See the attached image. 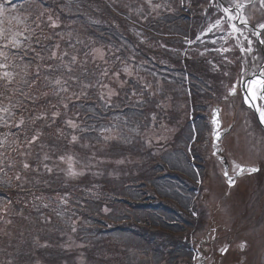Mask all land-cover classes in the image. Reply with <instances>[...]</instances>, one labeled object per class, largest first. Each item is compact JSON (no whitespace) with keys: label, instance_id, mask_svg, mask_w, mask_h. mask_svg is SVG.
Masks as SVG:
<instances>
[{"label":"trees","instance_id":"trees-1","mask_svg":"<svg viewBox=\"0 0 264 264\" xmlns=\"http://www.w3.org/2000/svg\"><path fill=\"white\" fill-rule=\"evenodd\" d=\"M6 1L15 2L12 5H16L17 10H11ZM6 1L0 0V20L3 21L0 49L4 50L0 60V241H5L1 248L6 250L0 253L5 256L3 263L29 264L25 251L18 248L21 245L16 242L10 244L3 230L7 222L18 221V217L13 216L15 206L25 201L32 204L28 200L32 193L33 202H36L34 210L51 216V219L38 220L46 223L55 218L44 226L41 222L36 223L37 229L44 230L40 237L33 239V243L28 242L29 246L33 244V248L37 247L33 250V262L37 256L51 263L53 257L49 254L68 255L55 245L64 240L60 232H73L75 219L86 221L88 225L84 230L94 237L101 233L102 227L110 225L101 240L90 241L94 247L100 245L93 253L89 247L82 248V251L90 253L89 257H93L91 264L108 263L106 258L98 256L102 253L118 254L112 260L115 264H135L136 257L144 255L157 264L184 262L186 245L183 246L184 236L179 233L187 230L193 219L190 211L193 192L189 185L185 186L184 179L190 175L195 177L196 173L194 169L183 168V163L184 154L185 159H189L186 148L193 139V130L191 125L185 127L179 123L181 116L176 110H165L164 101L168 95L159 89L163 87L160 86L161 80L163 83L174 82L178 75L184 76L187 67L191 73L194 67L203 69L204 65L193 62L194 67H189L191 63L188 61L186 65L183 54H164L169 50L158 47V33L175 30V26L170 24L177 22L178 10L173 15L164 13L163 17L162 12L160 16L153 17L155 21L151 22L150 28L146 21L139 26L131 20L128 7L136 0H125L124 4L123 0H36L43 5L39 13H33V0ZM14 13L24 14V25L13 16H7ZM132 15L147 17L148 14L137 7ZM80 17L86 21L82 29L70 28ZM33 18L36 20L34 25ZM142 25L147 26L144 28ZM186 27L191 28L189 24ZM142 38L146 41L141 42ZM96 40L105 45L109 60L115 64H126L116 69L107 67L109 75L119 70L122 81L129 82L121 99L122 106L133 100L132 88L138 89L141 95V101L128 115L130 120L119 125L134 133L125 135L130 139H126V144L106 141L99 146L96 142H82L89 127L97 129L114 123L117 117L121 120L111 109L115 105L108 101L110 96L104 89H99L97 83V80L103 82V76L97 74L102 66L100 60L93 58ZM183 47L187 45L183 44ZM70 52L75 53L77 58ZM162 59H165L167 67L163 66ZM130 68L135 70L136 76L128 74ZM131 76L134 77L129 79ZM166 89L173 97L172 101L181 102L183 99L185 111L190 108L186 91L176 92L171 85ZM57 104L60 114L55 116L51 109H56ZM105 115L108 123L103 119ZM157 119L159 128L166 120L178 130L173 135V143L162 141L157 148H149V131ZM110 127L113 126L110 124ZM208 127V124L201 126L204 132L208 131ZM133 141L138 143L135 145ZM169 144L175 147L172 154L184 153L175 167L169 162L175 169H164L163 162L158 159L161 157L159 149ZM77 154L82 158L80 162H85L82 160L88 155L93 156L101 168L78 162ZM60 157L64 162L56 169L86 171L75 179L51 183L56 169L50 159ZM130 158L141 160L143 164L137 163L138 169H134L133 173L128 172L130 169H121V166L115 168V159L130 162ZM171 161L175 164L174 160ZM111 172H116L117 176L111 178ZM177 177L181 183L176 182L179 180ZM48 184L54 187L51 192L46 186ZM17 188L29 192L17 196L13 192ZM57 193L58 198L53 205ZM9 209L13 212L10 216L7 213ZM57 216L63 217L64 222L61 218L56 220ZM51 226L55 229L51 228L50 237H46V230ZM33 229L37 230L35 226ZM7 231L15 233L11 225ZM14 235L20 238L16 233ZM114 238H119L117 246L112 243ZM35 241L38 243L35 244ZM113 244L120 247L118 251L112 249ZM126 248L131 252L127 253ZM3 263L0 261V264ZM43 263L48 264L46 261Z\"/></svg>","mask_w":264,"mask_h":264},{"label":"rangeland","instance_id":"rangeland-1","mask_svg":"<svg viewBox=\"0 0 264 264\" xmlns=\"http://www.w3.org/2000/svg\"><path fill=\"white\" fill-rule=\"evenodd\" d=\"M186 1V0H184ZM207 3H210V0H205ZM226 4L228 6H241V14H242V18L245 19H249L250 21H255L256 17L260 16L262 18H264V0H225ZM125 3V0H123V4ZM140 3V4H139ZM178 4H181V0H136L133 3L129 4L128 10L129 13L131 14V20L136 23L137 25L141 26V24H143V21L148 22L149 27L151 28L150 24L151 22L155 21L153 19V17L155 16H160L161 13L163 12V17L165 16L164 13H169L170 15H173L177 10H178ZM249 5V6H248ZM215 6L219 7V13L220 16H216L217 20H219V22H222L220 25H218V27L215 29L214 33L216 36V33H218L219 31L217 29H224L227 27H235L237 29V31L239 32V36L241 37V39L243 40V33L245 32H249L247 29H242L240 27L235 26V12H229L227 10H223L222 6L215 4ZM248 6V7H247ZM33 8V13H39L40 11H42V7L43 5L36 1L33 0V5L31 6ZM137 7H141V11L142 12H147V17H134V15H132V12H136ZM225 13H229V19H226L224 14ZM86 22L82 17H80V19L76 20L73 22V24L70 26V28L72 27H77V29L79 30V28L82 29L83 27V23ZM264 22V19H263ZM58 25V24H56ZM144 28H146L147 25H142ZM148 27V28H149ZM147 28V29H148ZM151 31V30H150ZM74 33H76L75 30H73ZM233 30L232 29H227V35L223 36V39H225V41H229L230 39L232 40V36H233ZM78 33V32H77ZM222 36H216V41L219 40V38H221ZM235 42L236 38L234 39ZM245 40V39H244ZM146 40L144 38H142L141 42H145ZM165 43V44H164ZM95 44L97 47H95L96 49L94 50L93 53V58L94 60H100L101 63V69L99 71H97V74H101L102 77V81L100 82L97 80V83L99 84V89H104V92L106 93V95L108 94L110 96V99H108V101H110L112 103V105H115L112 109V111L116 112V115H119L121 117L120 118L117 117V120L114 123H110L113 127L117 128H113L110 127V124H106L104 126H101L97 129L93 128V127H89L85 132H84V137L85 140L82 141L83 143L85 142H96L97 145L102 146L103 144L106 143V141H118L119 144H123V143H127L126 139L130 140L127 136H125L126 134L129 133H133L131 129L128 130H124L123 126H119L122 125L123 123H127L129 119L128 115L133 111L136 103L141 101V95L138 89L136 88H132L131 90V96H132V101H128L126 103V106H122V100L125 96V90L129 85L128 81H122V74L120 72H118L119 70H117V73H114L113 75H109V70L107 69V67H111V68H118V67H122V66H126V64H124L123 62L120 64L118 61V63H114L113 61L109 60L108 56L106 55V50H105V45H103L102 43H99V40L95 41ZM156 44V43H154ZM153 44V45H154ZM157 44L159 45L158 47H160L163 50V46L165 47V49L167 50L169 49H174L177 50L176 48V44L177 42L175 40H171L170 42H165L162 39H157ZM238 44L240 45V41H238ZM253 44V41L251 40H247V48L246 51L244 53L245 54H251L252 55V48L251 45ZM58 45V43L56 44ZM233 42L231 43L229 48H232ZM242 49V48H241ZM219 50H221L219 48ZM166 52V51H165ZM71 55L75 58L76 54L73 52H70ZM212 55V53H210ZM251 57H249L250 59ZM223 60V59H222ZM252 63H256L253 61H256V55L255 57L252 59L251 58ZM255 65V64H254ZM128 74L132 75L134 74V76H136L137 74H135V70L134 69H128ZM137 72V70H136ZM158 74V73H157ZM110 76V77H109ZM129 77V79H131L132 77ZM162 82V81H161ZM113 83H117L118 85H114ZM171 87L176 91V92H183L186 91L187 92V96L189 97V91L187 89L185 90H179V87L176 83H173L171 85ZM167 87H164V83H163V87H161L159 89V91L167 93V97L165 98L166 100L164 101V107L165 110H176L177 112L179 110H184V106L179 102H176L175 100L172 101V96H170V93L168 92V90L166 89ZM128 90V89H127ZM157 94V91H156ZM165 95V94H164ZM81 96L86 97L87 95L82 94ZM115 97V98H114ZM200 98H205L208 99V96H200ZM90 100V99H88ZM181 101H184L183 99ZM64 107L67 108V105L64 104ZM91 106V105H90ZM139 111V110H138ZM51 112L57 116L60 114V108H59V104H57V108L53 110V108L51 109ZM109 115V114H107ZM124 116V117H123ZM187 117V115H186ZM186 117H184L182 119V124L185 123V127H187L186 125ZM103 119L105 121H107V123L109 122L108 117L105 115L103 117ZM114 120V119H113ZM201 121V117H199L198 122L200 123ZM236 126H235V131L233 133V140L236 146V149L242 153H244L245 155H251V157L254 158H259L261 160V162H264V146L262 145L261 147H257L255 145V133H253L251 130L252 129H248L247 125L244 123V116H241V114H239L238 112V119L236 120ZM69 124H74L71 121H67ZM82 125H85L84 123H81ZM158 124V119L156 120L155 126L151 127V133H150V144L154 147L157 148L158 143H161L162 141H166L169 143H173V135L175 133L176 130H178V128H176L175 126H171V129L168 127L166 121H162L160 124V128L159 126H157ZM100 126V125H99ZM119 126V127H118ZM74 128V125L72 126ZM175 127V128H174ZM113 128V129H112ZM250 128H256V125H251ZM174 129V131H173ZM196 131L198 130V127H196L195 129ZM134 134V133H133ZM194 134H197L194 131ZM100 135V136H99ZM240 139V140H239ZM242 139L244 141H246V146L245 143H242ZM136 140V139H134ZM136 142V141H135ZM133 141V144H137ZM175 147L167 145L164 148H160L159 149V155H161V157H159V161L162 162L163 160H165L168 163V168L169 169H174V167L176 166V164L178 163V161L183 158V154L181 155L180 153H178L177 155L172 154V149H174ZM240 149V150H239ZM208 151V150H207ZM209 152V151H208ZM73 156L76 158L74 152L72 151ZM200 155H204V157H207V153L205 152H200ZM174 155V156H173ZM79 159H82L80 157V155L77 154V160L78 162ZM211 159V158H210ZM209 159V160H210ZM171 160L175 161L172 162ZM201 160V159H200ZM85 162H80V163H85V164H95L96 167H100V164L98 163L97 159L94 158L93 156H89L86 157L85 160H82ZM50 162L52 164H54V169L58 168L59 165H61L64 162L63 157L60 158H51ZM143 161L141 160H136V159H131L130 158V162H125L122 159H115L114 163L115 168H118L121 166V169H130L128 170L129 173H133L134 169H138V164L137 163H141ZM173 164L174 167H172V165L170 163ZM79 163V164H80ZM126 163L128 165H126ZM99 164V165H98ZM143 163H141L142 165ZM150 168H151V172H153L152 166L149 164ZM189 169V165L187 163V165L185 163H183V168ZM209 166V164H208ZM215 170L211 171H203L204 176L206 175V177H210L211 175L213 176V174H216L215 176H213V178L215 179L214 184L210 185L209 187H203L201 190V193L204 195V197H212L215 200H217L220 204V206H218L219 209V213L218 215H220V219L221 220H227L228 216L229 218L234 214V215H241V213H249L251 215H253L250 220L245 221L244 223H242L241 225L245 227L246 231L249 232L252 235L253 238V242L251 243L250 241H248V247L246 248V254L245 257L248 258V261H254L255 264H259V262L262 261V255L261 252L258 249V246L260 243H255L258 241H261L264 239V210H261L259 208L260 206V199L262 200V206L264 208V194L263 196H257V189H254V194H251L250 199L247 200L245 198L248 197L247 193L244 194H236V193H231L230 196H224L223 194V189L222 186H225L224 181H222L221 179V171H220V167L217 165H214ZM210 169V166H209ZM67 171V173L65 172ZM86 171V169H56V171L53 173V177L51 179V183H57L59 180H68L69 179H75L79 176H82L83 173ZM148 172V173H151ZM109 176L111 178H113V176H117L116 172H111L109 173ZM207 180V179H206ZM258 181L254 182L253 185H256ZM134 184V183H133ZM137 184V183H135ZM33 186V185H31ZM47 187H49V191L51 192L52 190H54V187H52V185H46ZM45 186V188H46ZM13 192L17 193V196H20V193H28L29 190H22V189H13ZM33 191V190H32ZM262 191H264V189H262ZM55 195V194H54ZM32 197V203H33V193L31 194ZM58 198V193L54 196V200H53V205L54 202L56 203V199ZM94 199V198H92ZM96 200V199H95ZM40 201V199H39ZM3 202H5V204H7V200L4 199ZM254 202V203H253ZM10 203L8 202V205ZM247 204V205H246ZM256 204V206H255ZM246 205V207H245ZM214 206V205H212ZM7 207V205H6ZM12 207V206H11ZM16 209L15 214H13L14 217H18V221L17 222H7V227L9 225H11L13 227V229H15V233L17 235L20 236V238L18 239L12 232H8L7 231V227H4L3 230V234L6 238H8V242H10V244L16 242L18 244H20L21 246H27L29 245L28 242H32L33 243V239H35L37 237L36 232L37 230L39 231V233H41V229H37V224L36 223H40L41 221H39L38 219H45L46 217L51 219V216L49 214H38L37 211L34 210L35 207H33L32 205L29 204H24V205H17L14 207ZM9 214V216L13 213L12 210H8L7 212ZM259 213H262L261 216L257 215ZM47 215V216H46ZM61 217L57 216L56 220H59ZM21 219H23V221H20ZM255 219L258 220L256 222H254L252 224L251 220ZM64 218H61V221H63ZM76 221L73 224V232H60V237L61 239L63 238L64 240L60 241L58 244L55 245L56 248L65 251L68 255L64 256V257H59L58 258H53L54 262L53 263H48V260H41V258L39 259V261L41 260L42 262L40 264H45L43 263V261H46L48 264H91L89 263V261H91L93 259V257H89L87 259H85L86 256H88L90 253H88L87 251L84 252L82 251V248H86L89 247L90 251H93L100 245L98 246H93L90 241H98L101 240V238L105 235V233L108 231V229H110V225H106L103 228V230H101L100 234H97L95 237L92 236L91 233H87L84 229H87V225H86V221H78V219H75ZM55 221V218L52 220ZM52 221L50 222H46L43 223L41 222V224L43 223V226L46 224H50L52 223ZM5 226V225H3ZM33 226H35V229H33ZM55 229L53 226L49 227L48 230H46V237H50V233L52 231V229ZM77 229V230H76ZM83 229V230H82ZM82 230V231H81ZM67 231V230H66ZM34 234V235H33ZM58 234V232H57ZM100 238V239H99ZM119 238H114L112 239V243H115L116 246L118 244V240ZM4 240L0 241V253H4V251H6L4 248H1L2 244H4ZM38 243V241H35V244ZM255 243V244H254ZM33 245V244H31ZM121 248L122 245L120 244ZM120 248V247H119ZM119 248L115 247L113 244V248L114 250H119ZM34 249H36V247H34ZM29 252H25L26 257H28V263L29 264H38L37 263H33V251L28 250ZM118 254H114V255H110V254H101V256L98 254V256L101 258L102 256L104 257V259L106 258L108 260L107 264H112V260L117 257ZM49 256V255H48ZM57 256V255H55ZM4 257L2 254H0V261H2V263H5ZM148 259L147 256H140L137 260L138 264H142V262L144 263L146 260ZM150 260H152L150 258ZM3 263V264H4ZM247 263V261H246ZM248 264V263H247Z\"/></svg>","mask_w":264,"mask_h":264},{"label":"flooded vegetation","instance_id":"flooded-vegetation-1","mask_svg":"<svg viewBox=\"0 0 264 264\" xmlns=\"http://www.w3.org/2000/svg\"><path fill=\"white\" fill-rule=\"evenodd\" d=\"M258 29L260 30V34L263 35V39L260 41L259 46L264 52V23H261L259 27L255 28L257 33ZM259 71L264 75V64H259L254 69L248 67V69L246 70H235L232 72V74L227 76V90L221 97V100L218 104L220 107L222 120L220 132L225 133V135L217 145L216 149L218 151V154H216V158L221 163H227L226 169H228L229 176L233 177L236 174L240 173L238 178H236V182L234 185H236V183L241 180L243 186L250 187L254 182L258 181L256 183V195L263 196L264 193H262V189H264V162H261L259 158L253 159L251 155H245L244 153L238 151V148L236 149L233 140V133L235 131L237 122L236 120L238 119L239 110L237 109H241L242 106L245 107L243 103L245 95H247V90H249V95L252 100H254L260 107H262L264 115V104L260 96L261 91L260 89H251L250 87L252 85H250V80H248L249 77L255 75ZM247 111L250 113L249 116L255 119V114H253L249 110ZM256 127L260 131V134H255V145L259 148L262 145L264 146V132L259 127V124ZM245 142L246 141L242 139V143L244 144ZM244 146H246V143ZM256 167H258L259 169V172H257V174L253 173V170H251L256 169ZM241 169L248 170L240 172ZM262 200L263 199L259 200V208L261 210H264L262 206ZM241 214L243 215V218L238 220L229 219L224 221L218 219L217 222H211L210 229L205 235V238L195 242L196 246L194 250L197 253V264H247L245 260V253L247 248L246 237H248L251 242H253V238L252 235L247 232L245 227L241 224L247 220H250L253 215L249 213ZM257 215L261 216L262 213H259ZM231 217L235 218V215L233 214ZM256 221L258 220H251L252 224ZM210 233H213L212 237L209 235ZM255 243H260L258 249L260 251L262 250V255L264 250V239ZM237 256L241 258L239 259V261H234L235 257ZM248 264H255V262L251 261L248 262ZM259 264H264V261L259 262Z\"/></svg>","mask_w":264,"mask_h":264},{"label":"water","instance_id":"water-1","mask_svg":"<svg viewBox=\"0 0 264 264\" xmlns=\"http://www.w3.org/2000/svg\"><path fill=\"white\" fill-rule=\"evenodd\" d=\"M215 120V119H214ZM215 122V121H214Z\"/></svg>","mask_w":264,"mask_h":264}]
</instances>
